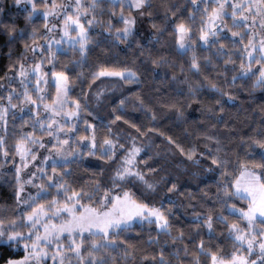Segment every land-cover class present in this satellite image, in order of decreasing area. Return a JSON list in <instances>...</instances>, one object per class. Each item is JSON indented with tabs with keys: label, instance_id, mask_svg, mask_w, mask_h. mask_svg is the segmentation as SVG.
I'll list each match as a JSON object with an SVG mask.
<instances>
[{
	"label": "snow or ice",
	"instance_id": "6c2138e0",
	"mask_svg": "<svg viewBox=\"0 0 264 264\" xmlns=\"http://www.w3.org/2000/svg\"><path fill=\"white\" fill-rule=\"evenodd\" d=\"M0 264H264V0H0Z\"/></svg>",
	"mask_w": 264,
	"mask_h": 264
},
{
	"label": "trees",
	"instance_id": "16d2710c",
	"mask_svg": "<svg viewBox=\"0 0 264 264\" xmlns=\"http://www.w3.org/2000/svg\"><path fill=\"white\" fill-rule=\"evenodd\" d=\"M5 51H6V49H5Z\"/></svg>",
	"mask_w": 264,
	"mask_h": 264
}]
</instances>
